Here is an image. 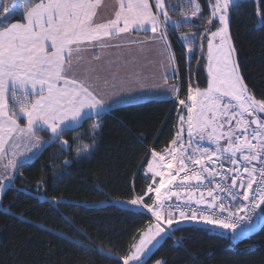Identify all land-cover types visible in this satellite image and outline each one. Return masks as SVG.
Listing matches in <instances>:
<instances>
[{
  "label": "snow or ice",
  "instance_id": "snow-or-ice-1",
  "mask_svg": "<svg viewBox=\"0 0 264 264\" xmlns=\"http://www.w3.org/2000/svg\"><path fill=\"white\" fill-rule=\"evenodd\" d=\"M101 2L0 0V201L14 188L19 169L32 158L29 153L35 155L33 149L59 141L70 150L62 134L112 108L93 83L100 76L92 62L102 59V50L122 47L118 42L128 38L129 45L160 42L167 51L170 28L190 25L203 31L182 33L180 38L189 62L199 47L206 60L207 86L189 82L185 99H179L177 85L171 86L182 106L177 129L163 149H149L150 158L146 154L142 166L150 183L126 201L131 210L149 214L148 223L133 237L126 254L100 251L117 264H146L144 258L173 238L178 230L174 225L183 222L218 228L232 240L254 231L252 216L264 205V98L258 99L240 75L229 31L234 11L245 0H205L203 5L187 0L190 15L181 11L180 20L172 19L168 0H116L113 16L98 22ZM256 17L264 25V0H258ZM192 18L206 23L193 24ZM140 32L152 35L147 41L129 38ZM87 52L91 58L80 73ZM167 61L175 75L174 53L169 52ZM170 78L165 77L166 85ZM100 127L94 124L93 134ZM41 131L50 132L49 141H41ZM25 138H31L29 147L20 150ZM88 151L84 145L77 155ZM41 187L34 191L41 194ZM44 199L57 209L63 202L49 201L46 195ZM155 264L167 261L157 259Z\"/></svg>",
  "mask_w": 264,
  "mask_h": 264
},
{
  "label": "trees",
  "instance_id": "trees-1",
  "mask_svg": "<svg viewBox=\"0 0 264 264\" xmlns=\"http://www.w3.org/2000/svg\"><path fill=\"white\" fill-rule=\"evenodd\" d=\"M168 3L173 20L182 19L181 11L190 15L187 0ZM257 4L258 0H245L234 11L230 30L243 79L259 99L264 98V25L258 24ZM191 23L204 25L206 20L192 18ZM202 31L203 27L190 25L169 31L178 68L171 82L179 87V99H185L189 82L207 86L206 60L201 59L199 47L189 62L180 38L182 33ZM181 109L175 98L123 105L65 131L60 139L68 141L70 150L59 141L45 144L19 169L14 188L0 201V264H117L100 250L112 256L126 254L133 237L146 227L149 214L115 201H128L150 183L142 166L146 154L150 158L149 149L159 151L169 143ZM97 123L101 127L93 134ZM37 135L49 141L51 134ZM84 145L89 146L88 153L78 156ZM38 184L43 185L41 194L34 191ZM45 195L49 201L63 202L58 209L51 207ZM172 236L148 264L157 259L167 264H264V225L238 240L203 226L179 228Z\"/></svg>",
  "mask_w": 264,
  "mask_h": 264
},
{
  "label": "crops",
  "instance_id": "crops-1",
  "mask_svg": "<svg viewBox=\"0 0 264 264\" xmlns=\"http://www.w3.org/2000/svg\"><path fill=\"white\" fill-rule=\"evenodd\" d=\"M116 6V0H102L98 9V22L111 18ZM151 35L150 32L147 36L140 32L132 34L129 38L147 41ZM127 39L118 42L123 45L122 47H110L102 50V59L98 62H92L93 66L98 67L100 76L99 80L93 81L95 90L112 103L110 110L150 99L175 98V94L171 91V86L176 85L171 82L174 74L171 68L167 67L168 54L169 52L173 53L171 44L170 48L165 51L160 42L129 45ZM112 43L116 44L117 42L113 41ZM83 55L86 59L79 66L78 71L80 73H83L85 67H87V60L91 58V52L83 53ZM166 76L171 77L168 79L167 85L165 84ZM117 93L119 95H114ZM125 93H130L131 97L125 96ZM74 127L77 126L72 128ZM29 139L31 138L20 141V150L29 147ZM41 141L43 142V140ZM44 145L39 150H32L35 155L31 153L29 155L34 159ZM1 172H4L3 162H0Z\"/></svg>",
  "mask_w": 264,
  "mask_h": 264
},
{
  "label": "water",
  "instance_id": "water-1",
  "mask_svg": "<svg viewBox=\"0 0 264 264\" xmlns=\"http://www.w3.org/2000/svg\"><path fill=\"white\" fill-rule=\"evenodd\" d=\"M230 25H231V22H230ZM229 31H230V34H231V30H230V28H229ZM231 37H232V36H231ZM232 44H233V46H234L233 39H232ZM234 48H235V46H234ZM235 59H236L238 65H239L238 55H237V51H236V49H235ZM239 73H240V75L242 76L240 66H239ZM242 78H243V76H242ZM244 82H245V81H244ZM262 206H263V205H262ZM262 206L259 208V213L261 212V208H262ZM261 217H264V214L260 216V218H259V222H258V224L255 226L254 231L247 233L245 236H247V235H249V234H251V233H253V232H256L257 230H259V229L264 225V221L261 220ZM195 226H203V227H207V228L211 229L212 231H214V232H216V233H220V234L222 233V230H220V229H218V228H215V227H212V226H206V225H204V224H202V223L196 224V223H193V222H183V223H180L179 225H174V228L179 229V228H183V227H195ZM174 232H175V231H174ZM174 232H173V233H174ZM224 235H228V234H224ZM245 236H243V237H245ZM243 237H241V238H243ZM165 240H166V239H165ZM165 240H164V241H165ZM164 241H162L161 244H162ZM161 244H160V245H161ZM160 245H159V246H160ZM159 246H157V248L153 249V251L149 254V256H147V257L144 258V259L146 260V264H148L150 258H151L152 255L155 253V251L159 248Z\"/></svg>",
  "mask_w": 264,
  "mask_h": 264
},
{
  "label": "rangeland",
  "instance_id": "rangeland-1",
  "mask_svg": "<svg viewBox=\"0 0 264 264\" xmlns=\"http://www.w3.org/2000/svg\"><path fill=\"white\" fill-rule=\"evenodd\" d=\"M170 30H171V28H170ZM169 30V31H170ZM206 54V53H205ZM206 73H207V70H206ZM205 146H207V144H206V142H205ZM30 160H33V158L32 159H30ZM3 173L4 172H1L0 173V175H3ZM115 203L117 204V205H119V206H122V207H130L127 203H126V201L125 200H117V201H115ZM263 215V214H262ZM259 221L257 220V223H258ZM153 264H155V263H153Z\"/></svg>",
  "mask_w": 264,
  "mask_h": 264
},
{
  "label": "built area",
  "instance_id": "built-area-1",
  "mask_svg": "<svg viewBox=\"0 0 264 264\" xmlns=\"http://www.w3.org/2000/svg\"><path fill=\"white\" fill-rule=\"evenodd\" d=\"M237 206H238V204H234L233 208H235ZM240 215H243V213H240ZM252 219H253L255 226H256L258 224L257 220L259 221V209H256V212H255V214H253Z\"/></svg>",
  "mask_w": 264,
  "mask_h": 264
},
{
  "label": "flooded vegetation",
  "instance_id": "flooded-vegetation-1",
  "mask_svg": "<svg viewBox=\"0 0 264 264\" xmlns=\"http://www.w3.org/2000/svg\"><path fill=\"white\" fill-rule=\"evenodd\" d=\"M264 210V205L262 206V208H261V212Z\"/></svg>",
  "mask_w": 264,
  "mask_h": 264
}]
</instances>
